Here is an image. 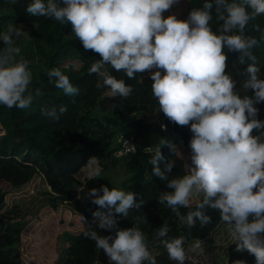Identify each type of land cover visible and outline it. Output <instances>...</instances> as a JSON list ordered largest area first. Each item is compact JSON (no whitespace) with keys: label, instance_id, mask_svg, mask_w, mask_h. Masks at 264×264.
<instances>
[{"label":"clouds","instance_id":"9594fccd","mask_svg":"<svg viewBox=\"0 0 264 264\" xmlns=\"http://www.w3.org/2000/svg\"><path fill=\"white\" fill-rule=\"evenodd\" d=\"M176 3L178 0H31L26 12L71 25L83 49L100 57L91 63L88 74L102 78L110 98H128L133 89L112 75L109 67L128 79L150 74L151 95L159 111L169 122L189 127L192 134L188 174L170 178L175 161L165 159L161 146L171 152L176 148L163 139L148 161L152 174L171 189L158 196V203L167 205L188 228L197 223L206 227L212 223L208 211L218 212L235 250L252 255L255 264H264V120L258 119L255 106L264 102V78L259 76L261 68L253 52L260 41L246 32L250 21L264 16V0H205L186 20L165 17ZM213 10L215 19L222 22L217 31L211 27ZM253 30L264 40L259 24ZM21 35V29L11 23L0 32V105L8 109H28L41 94L30 88L31 61L16 44ZM225 48L238 53L241 64L248 61L243 88L252 95L241 96L236 91L237 81L227 72ZM47 76L64 95L79 94L60 69L49 70ZM66 111L63 106L42 109L53 120ZM145 151L152 153L153 149ZM95 175H100L99 169ZM88 195L98 206L93 221L110 234L102 236L92 228L83 235L102 250L109 264H157L148 237L138 226L139 217L137 226L118 227V215L127 217L130 209L140 207L136 194L102 185ZM194 197L198 199L193 208ZM181 208L189 210L182 213ZM169 231L167 223L163 224L154 239L169 260L185 264L186 238L168 239Z\"/></svg>","mask_w":264,"mask_h":264},{"label":"trees","instance_id":"16d2710c","mask_svg":"<svg viewBox=\"0 0 264 264\" xmlns=\"http://www.w3.org/2000/svg\"><path fill=\"white\" fill-rule=\"evenodd\" d=\"M186 11L202 7L205 0H183ZM31 0H0V32L7 30L8 25L22 24L30 26L31 39L25 43V59L31 61L30 69L33 82L30 88L40 90L33 104L28 109H8L0 105V181L11 188H16L27 182L32 175L39 174L45 185L54 208L58 204L68 206L70 210L79 213L81 230L78 233L63 232L62 238L67 243L66 256L68 264H109L102 250H97L95 244L83 233L92 228L99 235L110 233L101 230L93 221L92 213L98 206L91 203L88 193L92 188L99 189L102 185L110 187L105 176L93 175L79 181L74 174L85 165L88 159L102 162H119L125 177L119 189L132 191L136 194L139 208L129 210L128 216L118 215V227L129 228L137 226L146 234L149 246L158 242L154 239L159 224L172 225L173 231L186 230L185 249L193 241L207 239L214 229L222 222L219 213L209 210L212 223L201 228H181L175 214L167 205L158 203L159 191L167 188L166 182L152 174V166L148 163L161 140L186 148L190 157L189 127L178 126L169 122L159 111L156 100L151 95L150 74H137L135 79H128L122 72H115L109 67L112 75L124 79L132 86L128 98H110L106 95L108 89L103 86V80L97 74H88L91 63L100 59L97 54L85 51L74 36L70 24H61L46 17L31 16L26 12ZM47 2V0H45ZM219 22L215 19L211 27L217 31ZM259 24L264 30V16L250 21L246 32L259 40L253 49L257 56L264 78V40L260 33L253 30V25ZM228 56L227 72L237 81L236 91L241 95H252L251 90L243 88L246 78L245 69L248 61L241 64L239 54L231 53L225 48ZM53 68L60 69L67 75L73 86L79 89L76 96H66L62 90L49 81L47 72ZM63 106L67 111L58 120H53L42 113V109L57 110ZM259 109L258 119L264 120V102L255 105ZM133 135L134 153L120 158L111 157V152L118 142L112 144L116 135ZM151 147L152 153L145 151ZM161 152L166 160L175 161V167L169 174L170 178H179L187 174L186 163L177 152H171L167 146H161ZM163 168V162L161 163ZM6 191L0 187V210ZM102 194V193H101ZM69 200V201H68ZM67 201V203H65ZM142 202V203H141ZM195 204H193L194 208ZM106 211V209H102ZM189 209L181 208L182 213ZM82 216L85 220L82 219ZM159 223V224H158ZM161 226V225H160ZM178 226L180 228H178ZM21 228L11 223V220L0 214V264H21L19 243ZM157 264H176L168 259L166 251L153 254ZM255 264V258L247 252H237L231 242L226 248V259L223 264ZM185 264H201L199 259L189 258Z\"/></svg>","mask_w":264,"mask_h":264},{"label":"rangeland","instance_id":"374dc122","mask_svg":"<svg viewBox=\"0 0 264 264\" xmlns=\"http://www.w3.org/2000/svg\"><path fill=\"white\" fill-rule=\"evenodd\" d=\"M188 12L183 0H178L172 8L164 13V16L176 15L177 19L186 20ZM15 27L21 29L22 35L17 39L16 44L21 48V55L25 52V43L31 39L30 26L15 24ZM0 47H3L0 41ZM25 58V56H23ZM29 59V58H28ZM149 74L148 72H145ZM177 155L182 157V161L187 160L186 171L190 165V157L186 155V148L180 144L177 145ZM191 154V151L189 152ZM99 169L101 176H105L110 183L111 188L119 189L121 181L128 177L119 162L99 163L96 160H90L85 163L80 171L74 174L79 181L95 175ZM0 187L6 191L3 200V206L0 214L11 223L21 228L19 252L21 264H68L66 256L67 243L62 238L63 232L78 233L81 230L80 216L75 210H70L66 204H58L52 207L48 202L51 196L48 193V187L39 174L32 177L19 187L11 188L5 182L0 181ZM159 191L158 196L167 189ZM198 197H194L193 204ZM69 201V200H68ZM67 203V201L65 202ZM159 224V223H158ZM164 223L159 224L162 226ZM170 231L168 239L183 235L186 236V230L174 232L172 225H168ZM178 228H180L178 226ZM184 229L181 225L180 229ZM228 226L221 222L212 234L203 241H193L187 244L186 253L189 258L199 259L201 264H223L226 259V248L231 242L227 231ZM153 254L160 251H166L158 243L149 246Z\"/></svg>","mask_w":264,"mask_h":264},{"label":"built area","instance_id":"2783aa9c","mask_svg":"<svg viewBox=\"0 0 264 264\" xmlns=\"http://www.w3.org/2000/svg\"><path fill=\"white\" fill-rule=\"evenodd\" d=\"M121 137H123V139H121ZM134 151H135V146L133 142V135L132 134L120 135V137L118 138V144L116 148H114L111 152V157L120 158L127 154L134 153Z\"/></svg>","mask_w":264,"mask_h":264},{"label":"crops","instance_id":"0c3cea01","mask_svg":"<svg viewBox=\"0 0 264 264\" xmlns=\"http://www.w3.org/2000/svg\"><path fill=\"white\" fill-rule=\"evenodd\" d=\"M120 135H121V134L116 135V136L113 138V140H112V144H113L114 142H118V138L120 137ZM90 160H93V159H88V161H90ZM88 161H87V162H88ZM78 171H80V169H79ZM78 171H77V172H78Z\"/></svg>","mask_w":264,"mask_h":264}]
</instances>
